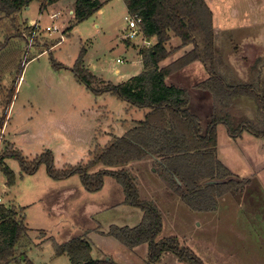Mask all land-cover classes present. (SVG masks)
Returning a JSON list of instances; mask_svg holds the SVG:
<instances>
[{"label":"rangeland","instance_id":"374dc122","mask_svg":"<svg viewBox=\"0 0 264 264\" xmlns=\"http://www.w3.org/2000/svg\"><path fill=\"white\" fill-rule=\"evenodd\" d=\"M74 1L47 4L32 0L21 11L0 20L4 53L16 52L15 62L22 67L20 76L18 65L6 70L0 64V117L6 90L20 76L0 132V155L13 148L30 163L49 149L54 168L61 171L87 163L105 141L137 124L131 119L142 117L143 110L114 94H94L71 68L84 48L87 68L105 80L119 83L142 70L138 51L144 45L143 39L153 42V38H144L141 32L131 39L124 37L128 30L126 18H130L124 0H97L99 8L79 21L73 19ZM205 1L213 12L215 42L226 59V75L251 82L257 78L258 69L263 80L264 0ZM47 26L57 29L48 31ZM16 29L24 38L13 35ZM7 35L11 36L5 39ZM178 41L173 38L172 44ZM181 53L182 49L171 56ZM6 64L12 66L13 62ZM201 67L205 71L199 61H194L173 72L178 73L175 77L171 74L166 82L187 89L191 111L206 126L211 101L205 94L200 99L204 90L195 86L205 79L200 76ZM244 101L246 106H254L251 100ZM225 128L223 124L217 127V157L234 175L248 178L251 185L243 192L217 196L214 209H194L180 192L168 187L160 168L155 171L156 164L135 161L127 169L135 176L139 198L151 201L160 212L162 229L158 239L176 237L204 264H264V136L247 137L244 131L242 138L235 140L225 137ZM230 146V152L224 151ZM240 146H245L246 152ZM1 165L14 172V182L8 185L0 168V205L14 208L28 228L22 264H71L67 254L54 253L52 242L63 243L86 231L93 258L110 257L118 264H148L146 245L130 249L101 233L111 224L133 227L143 215L131 205L114 207L124 197L122 186L114 178L105 176L99 190L89 191L78 174L56 180L48 175L43 163L31 174L22 172L14 158L0 160ZM100 168L98 164L92 170ZM153 264L187 263L169 252Z\"/></svg>","mask_w":264,"mask_h":264},{"label":"trees","instance_id":"16d2710c","mask_svg":"<svg viewBox=\"0 0 264 264\" xmlns=\"http://www.w3.org/2000/svg\"><path fill=\"white\" fill-rule=\"evenodd\" d=\"M31 1L0 0V20L13 16ZM55 1L44 0V3ZM124 1L128 13L140 17L143 35L153 38L151 45L143 46L138 51L142 70L120 83L105 80L85 66L84 48H81L71 70L94 94L109 92L125 100L131 107L146 109L143 119L122 135L110 139L83 165L57 170L49 149L27 163L20 151L8 148L0 155V160L17 159L22 172L28 174L35 172L43 163L48 175L55 179L78 174L84 188L89 191L99 190L104 177L111 176L122 186L123 204L138 207L143 215L133 227L111 224L108 231H101L102 234L113 236L130 249L146 245L148 264L156 263L163 253L169 252L174 253L181 262L204 264L191 249L181 246L176 237L157 238L162 229L160 212L151 201L139 198L135 176L128 170L129 165L146 159L152 165L156 164L158 168L155 171L160 168L168 187L180 192L183 199L197 210L214 209L217 196L242 192L250 180L240 179L218 159L217 127L223 124L232 138L241 136L244 131L256 137L264 136V79L259 77L263 73L257 69V76H254L257 78L251 82L233 80L226 75V59L215 42L213 12L205 0ZM99 6L97 0H75L73 19L79 21ZM13 35L24 38L17 29ZM10 36H5V39ZM173 38L179 40L177 44H172ZM4 43L0 42V64L3 63L6 70L8 67L15 68L18 65L15 62L16 52L4 53ZM186 46H190V49L172 62L163 66L160 64ZM8 61L13 65L6 66ZM194 61H199L207 73L205 79L195 84L211 98L206 126L191 111L187 89L165 80ZM21 70L22 67L18 65L20 76ZM20 76L6 90L0 132ZM248 99L253 107L243 103ZM98 164L101 168L92 170ZM0 168L7 176V184H13L14 172L7 165ZM213 179L219 181L209 182ZM23 219L14 208L0 205V264L21 261V250L27 243L28 231ZM87 233L71 237L63 243L52 242L54 253L67 254L71 264H118L110 257L93 258Z\"/></svg>","mask_w":264,"mask_h":264},{"label":"crops","instance_id":"0c3cea01","mask_svg":"<svg viewBox=\"0 0 264 264\" xmlns=\"http://www.w3.org/2000/svg\"><path fill=\"white\" fill-rule=\"evenodd\" d=\"M31 22H34V20H31ZM177 41V40H176ZM177 44V43H176ZM188 49H190V46H186V47H184V48H182V53L180 54V55H182L186 50H188ZM180 55H178V56H180ZM140 56V55H139ZM178 56H170L169 58H167L166 60H164V61H162V66L163 65H166V64H168V63H170V62H172L174 59H176ZM197 62V61H196ZM84 63H85V61H84ZM140 63H141V68H142V61H141V59H140ZM194 63V62H193ZM86 64V63H85ZM192 64V63H191ZM86 66V65H85ZM87 67V66H86ZM202 68V67H201ZM202 71H200V76H202V77H204V78H206L207 77V73L203 70V68L201 69ZM118 71V70H117ZM179 72V71H178ZM177 72V73H178ZM177 73H175V74H177ZM175 74H173L172 76H174L175 77ZM132 76V75H131ZM171 76V75H170ZM128 78H130V76L129 77H127L126 79H124V80H122V81H120V82H123V81H125V80H127ZM169 79V76H167L166 77V81ZM203 80V79H202ZM201 81V80H200ZM119 82V83H120ZM199 82V81H198ZM171 83H173V84H175L174 82H171ZM177 85V84H176ZM180 86V85H179ZM183 87V86H182ZM206 95L205 97L206 98H208L209 97V94L208 93H206V91H203V92H201V94L199 95V97H200V99H201V97H203V95ZM209 100L211 101V98L209 97ZM191 100L189 101V103H188V105L190 106V109H192L191 108ZM141 110H143L142 112H143V114H142V117H139V118H136V119H131L132 121H136V123H137V121H140V120H142L143 119V117H144V113L146 112V109H141ZM220 125V124H219ZM218 125V126H219ZM225 130H226V128H225ZM125 131H127V130H125ZM124 131V132H125ZM103 132H105V131H103ZM123 132V133H124ZM225 132H227V130L225 131ZM122 133V134H123ZM217 135H218V129H217ZM243 135V134H242ZM242 135L241 136H239V137H237V138H235V140L236 139H238V138H242ZM116 136H120V135H118V134H116ZM229 135H228V133L225 135V137H228ZM244 136H247V137H251V136H253V135H251L250 133H246L245 132V135ZM253 137H255V136H253ZM235 140L233 139V141H232V144L235 142ZM109 141V140H108ZM108 141H105V144H104V146L106 145V143L108 142ZM9 146H11V145H8V147ZM12 147V146H11ZM234 147V146H233ZM241 147V146H240ZM13 149V148H12ZM241 149L243 150V152H246V149H245V146H244V149H243V147H241ZM232 150V146H230V147H228V148H225L224 149V151H227V152H230ZM242 152V151H241ZM147 160V159H146ZM232 169V168H231ZM238 175V174H237ZM238 176H240V177H244V176H241V175H238ZM57 180V179H56ZM251 185V182H249L248 184H246L245 185V187H244V190L246 189V187L247 186H250ZM243 192V191H242ZM123 199H124V197L119 201V202H117L116 204H115V206L114 207H117V206H120V204H123ZM117 205V206H116ZM107 206H104L103 207V209L104 208H106ZM98 211H100V210H98ZM92 214H90V216H91ZM99 224V223H98ZM91 232H93V231H91ZM96 234L97 235H100V236H102L101 234H98V232H96ZM90 236V235H89ZM90 239V238H89ZM95 249V251H97V248L95 247L94 248ZM22 252H23V249L21 250ZM24 253V252H23ZM91 253H92V248H91ZM99 252H97V254H98ZM99 255V254H98ZM100 258H102L101 256H99L98 257V259H100ZM16 263L17 264H22V262L21 261H16Z\"/></svg>","mask_w":264,"mask_h":264},{"label":"built area","instance_id":"2783aa9c","mask_svg":"<svg viewBox=\"0 0 264 264\" xmlns=\"http://www.w3.org/2000/svg\"><path fill=\"white\" fill-rule=\"evenodd\" d=\"M52 16H56V14H52ZM126 19L128 20V26H127L128 30H127V33L124 34L125 38L131 39L132 37L137 36L140 32L142 33L141 28H140V17L139 16H137V15L131 16L130 15V18H126ZM46 29L48 31H52V30L57 29V27L56 26H54V27L47 26ZM144 38H145V36H144ZM142 42L144 44L143 46L151 45V42L148 41L146 38L143 39Z\"/></svg>","mask_w":264,"mask_h":264},{"label":"water","instance_id":"95a60500","mask_svg":"<svg viewBox=\"0 0 264 264\" xmlns=\"http://www.w3.org/2000/svg\"><path fill=\"white\" fill-rule=\"evenodd\" d=\"M177 181H178L179 184H181L179 180H177ZM217 181H219V180H214V179L213 180H209V182H217Z\"/></svg>","mask_w":264,"mask_h":264}]
</instances>
